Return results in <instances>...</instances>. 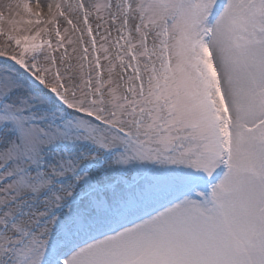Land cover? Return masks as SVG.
<instances>
[{"label": "snow or ice", "instance_id": "6c2138e0", "mask_svg": "<svg viewBox=\"0 0 264 264\" xmlns=\"http://www.w3.org/2000/svg\"><path fill=\"white\" fill-rule=\"evenodd\" d=\"M3 7L0 264H264V0Z\"/></svg>", "mask_w": 264, "mask_h": 264}, {"label": "rangeland", "instance_id": "374dc122", "mask_svg": "<svg viewBox=\"0 0 264 264\" xmlns=\"http://www.w3.org/2000/svg\"><path fill=\"white\" fill-rule=\"evenodd\" d=\"M19 2V0H0V11H4V5L8 3L15 4ZM27 2L35 4L37 0H27ZM46 2H51V0H46ZM5 15H7V12L5 11Z\"/></svg>", "mask_w": 264, "mask_h": 264}]
</instances>
